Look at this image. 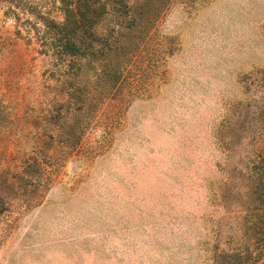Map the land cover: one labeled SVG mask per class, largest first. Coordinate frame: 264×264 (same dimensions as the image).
Listing matches in <instances>:
<instances>
[{
  "label": "rangeland",
  "instance_id": "1",
  "mask_svg": "<svg viewBox=\"0 0 264 264\" xmlns=\"http://www.w3.org/2000/svg\"><path fill=\"white\" fill-rule=\"evenodd\" d=\"M90 3L0 0V264H260L264 0Z\"/></svg>",
  "mask_w": 264,
  "mask_h": 264
},
{
  "label": "trees",
  "instance_id": "2",
  "mask_svg": "<svg viewBox=\"0 0 264 264\" xmlns=\"http://www.w3.org/2000/svg\"><path fill=\"white\" fill-rule=\"evenodd\" d=\"M91 0H84V4L87 6V10L82 11V7L80 5H74V1L70 0H61L62 3V11L64 14V23L61 24L63 27H74V32L70 35V38L67 39L66 43H64L65 51L71 54H79V47L77 46V41L75 37L78 35L77 30L80 27V22L86 18V14L91 18L89 8H91ZM46 25L54 24L51 20H45ZM75 36V37H74ZM252 173L254 175V182L256 184L257 193L264 195V151L257 156V158L253 161V165L250 167ZM252 217L249 219V230L254 233L256 237V248L252 251V259L256 262L262 261L264 259V202H260L259 207L256 209L254 213H252ZM254 246V244H253ZM252 248V247H251ZM253 250V249H252ZM253 261V263H254ZM264 262V261H263ZM261 262L260 264H263Z\"/></svg>",
  "mask_w": 264,
  "mask_h": 264
}]
</instances>
